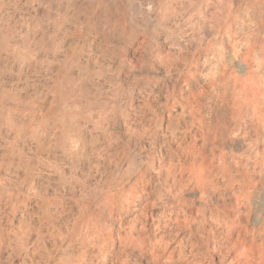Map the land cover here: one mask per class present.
Here are the masks:
<instances>
[{
  "label": "clouds",
  "instance_id": "1",
  "mask_svg": "<svg viewBox=\"0 0 264 264\" xmlns=\"http://www.w3.org/2000/svg\"><path fill=\"white\" fill-rule=\"evenodd\" d=\"M0 264H264V0H0Z\"/></svg>",
  "mask_w": 264,
  "mask_h": 264
}]
</instances>
